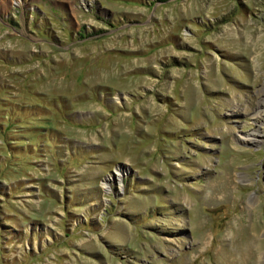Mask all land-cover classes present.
Listing matches in <instances>:
<instances>
[{
	"label": "rangeland",
	"instance_id": "obj_1",
	"mask_svg": "<svg viewBox=\"0 0 264 264\" xmlns=\"http://www.w3.org/2000/svg\"><path fill=\"white\" fill-rule=\"evenodd\" d=\"M0 264H264V0H0Z\"/></svg>",
	"mask_w": 264,
	"mask_h": 264
},
{
	"label": "bare ground",
	"instance_id": "obj_2",
	"mask_svg": "<svg viewBox=\"0 0 264 264\" xmlns=\"http://www.w3.org/2000/svg\"><path fill=\"white\" fill-rule=\"evenodd\" d=\"M115 174H117L118 175V173L116 172ZM121 175V174H120ZM120 177V176H119ZM250 200V199H249Z\"/></svg>",
	"mask_w": 264,
	"mask_h": 264
}]
</instances>
